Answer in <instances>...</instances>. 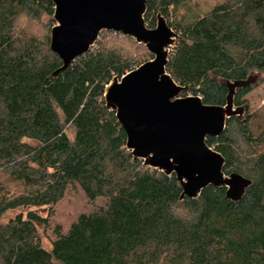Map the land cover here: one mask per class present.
<instances>
[{"label": "trees", "instance_id": "16d2710c", "mask_svg": "<svg viewBox=\"0 0 264 264\" xmlns=\"http://www.w3.org/2000/svg\"><path fill=\"white\" fill-rule=\"evenodd\" d=\"M189 1L146 0L147 27ZM212 1L203 14L167 21L179 38L166 71L187 87L182 96L208 105L225 104L224 82L259 77L236 89L242 106L264 81V0ZM53 11L50 0H0V264H264V126L249 125L256 114L230 117L206 138L226 175L251 180L243 196L232 201L209 185L180 200L175 174L130 155L104 101L112 78L146 61L144 46L133 57L123 45L134 39L103 31L53 77L62 65L50 48ZM74 186L106 202L50 230L54 206Z\"/></svg>", "mask_w": 264, "mask_h": 264}, {"label": "water", "instance_id": "95a60500", "mask_svg": "<svg viewBox=\"0 0 264 264\" xmlns=\"http://www.w3.org/2000/svg\"><path fill=\"white\" fill-rule=\"evenodd\" d=\"M53 3L50 48L61 59L55 77L78 56L88 52L99 34L120 32L143 44L153 56L120 78L114 77L104 90V101L126 134L125 147L134 159L175 174L185 196L197 198L209 185L224 187L226 198L239 200L252 182L222 168L223 156L206 143L217 137L230 117L241 115L236 106L237 88L253 84L257 76L224 82L228 91L224 105L204 104L199 96L181 97L186 86L177 84L166 71L169 51L179 35L158 13L154 27H147L146 0H50Z\"/></svg>", "mask_w": 264, "mask_h": 264}, {"label": "rangeland", "instance_id": "374dc122", "mask_svg": "<svg viewBox=\"0 0 264 264\" xmlns=\"http://www.w3.org/2000/svg\"><path fill=\"white\" fill-rule=\"evenodd\" d=\"M213 3L214 2L212 0H190L189 2H187V4L180 6L178 8V10H176V12L173 13L172 16H170L169 20H167V19H165V20L167 22V21L175 20L174 18H176V20H178L182 16L191 17V15L197 14V13L203 14L204 12H206L207 10H209L212 7ZM51 19H52V15H51ZM52 21L54 22L53 25H55L56 24L55 21L53 19H52ZM168 26L171 27V29L177 33L173 24L171 26L170 25H168ZM104 31H106V30H104ZM101 33L99 34L98 38L100 37ZM98 38H97L95 44L92 46V48L96 46V43L99 40ZM126 45H123V48H125L130 55H133V57H140L139 55L143 54L142 49L139 48L140 43H137L135 41L134 44L131 43V44H126ZM141 45H143V44H141ZM144 48L146 49L145 46H144ZM145 49H144V51H146V53L148 54L147 59H146V61H147V60L151 59L153 56L148 52L147 49L146 50ZM171 49H172V47H171ZM136 61L138 63L139 62L141 63L142 60L139 59ZM142 63H143V61H142ZM134 65H136V62L132 63L133 67H134ZM258 79H259V77H257V80ZM257 80H256V82H257ZM190 95L191 94H188L187 96H190ZM180 96L183 97L181 94H180ZM244 100L246 101L245 104L240 106V107H244V112L241 115H239V117L238 116H236V117H238L240 120H243L244 118L249 117L252 114H256V116L249 121V125L251 126V129H253L255 131L257 124H261L262 126H264V81L259 83V84H256V86L248 94H246L244 96ZM235 107H236V105H235ZM105 202H106L105 198H96L95 200L90 201L84 195L82 190L79 189L77 186L70 188L66 192L63 199H61L54 206L53 213L50 215V218H49L50 224H51L50 230H52V228L55 227L56 225L61 227L62 230H66L68 228V226L71 224V222L80 213H88L93 208L100 206V205L104 204ZM37 211L40 212L41 214H46L47 210H46V208L45 209L39 208V210H37ZM50 230L46 233L47 236L43 238V241L46 244L48 243V239L53 238V233Z\"/></svg>", "mask_w": 264, "mask_h": 264}]
</instances>
